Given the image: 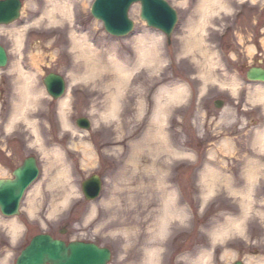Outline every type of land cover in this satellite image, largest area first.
I'll return each mask as SVG.
<instances>
[{
    "label": "rangeland",
    "instance_id": "rangeland-1",
    "mask_svg": "<svg viewBox=\"0 0 264 264\" xmlns=\"http://www.w3.org/2000/svg\"><path fill=\"white\" fill-rule=\"evenodd\" d=\"M21 1L23 14L17 22L12 24V27H23L24 30L19 50L15 49L13 37L8 36L6 30L0 31V44L8 51L9 59L6 66L0 69V179L10 177L9 173L19 167L29 156L36 159L39 175L26 191L20 203L19 215L14 217L15 221L21 225L15 238L9 235L6 226L0 224V261H4L3 264H15L17 255L31 238L38 234H49L54 239L64 242L97 243L111 251L109 264H139L144 254L142 247L138 246L146 245L148 242H152V245L155 243L160 248V258H165L164 264H188L193 256L204 249H209L210 246H212L211 264H235L236 262L247 264L248 258L252 261L264 258V221L262 222L263 218L258 216L264 208V181L261 185H256L252 192L254 201L243 233L249 238L242 240L236 233H231L228 240L225 238L221 242H214L210 235L212 231L228 217L240 215L238 205L240 200L229 195L223 184L218 185L213 194L204 198L201 194L205 189L203 185L205 183L200 175L204 167L208 166L220 174L234 175L239 178L245 159L254 156L252 146L248 147V144L245 146L243 143L245 141L238 142L242 135L240 138L236 135L237 131L247 129L252 120L241 124L240 112L236 109L234 111L236 115L232 116L230 111L224 120L215 121L219 108L209 102L214 101V98H220L234 110L238 105L235 104L236 99L246 94L244 86H241L238 97H230L227 90L220 86L225 83L223 79L225 71L222 70L224 68L227 72L233 71L236 78L244 80L240 72L242 66H249V63L256 61V57H260L261 54L264 57V44H262L264 42V0H257L255 3L249 0L244 2L227 0L229 10L220 11L219 14L208 19L209 24L201 37L205 45L204 50H208L209 53L204 61L198 52L193 53L194 55H185L182 53L184 49L181 48L183 47L181 39L187 36V21L198 17L193 12L196 10L195 4L198 0H165L176 10L178 21L169 39L164 36L160 38L158 46L163 63L157 74L159 80L145 95L147 96V112L152 110L155 92L160 87L170 89L183 85L186 95L181 101L166 104L168 113L162 129L166 140L164 146L162 145L163 149H159L157 159L166 163V172L161 176L164 187L172 186V188L169 190L167 188L163 193L156 187L157 179L147 173L137 178L139 173L134 172L127 177L129 181L121 182L118 165L123 163L125 157L130 156L131 152H126L122 143L115 146L113 139L121 137V134L117 135L115 133L117 131H113V120H105L100 116L106 105L103 97L106 95L108 97L109 92L106 90L104 92L102 89L101 92L98 91L99 86H103L98 78L75 83L66 93L70 95L69 108L65 111L66 120L76 130L75 133L62 126L59 100H50L43 90L42 83L43 78L48 74H58L65 81L70 82L73 72L69 68H72L75 63L72 55L74 53L69 50L71 31L86 34L89 42L96 48L116 45L119 55L124 52L132 53L131 40L139 34L145 31L159 32L147 28L141 21L138 4H134L128 14L134 23L132 32L125 37L116 38L108 36L101 24L90 17L92 0L85 1L86 5L89 4L86 8L81 7L82 2H80L77 7H74L72 19L70 21L65 19L57 25L44 22L38 24L32 20L38 18V15H33L32 10L27 8V3L33 1L39 4L41 0ZM182 25L184 28L181 29ZM211 52H215L216 55ZM16 62L20 63L24 71H32L33 64L40 67L41 72H37L32 81L35 88L45 94L39 97L40 104L37 103L31 111H26L27 117L35 122L41 144L46 152L57 148L63 150V160L70 169V179L64 185L47 187L49 175H52L60 165L49 168L48 158L34 142L32 128L23 125V122H17L13 129L5 130L13 110L10 101L17 97V93L14 92L16 91L14 81L18 77L16 71L11 70ZM202 72H209L213 82L203 84ZM148 74L151 79L152 73ZM226 76L232 79L230 76L234 75ZM133 99L135 102L136 98ZM239 105L242 107L240 101ZM132 108L134 109V106ZM149 117L146 115L144 121L151 137L150 133L156 126L149 124ZM77 118L89 120L90 131L78 130L75 126ZM207 119H211L210 124L206 121ZM121 121L130 122L129 128L126 127L123 130L126 135L138 124V120H134L132 116L121 117ZM247 131L249 132V129ZM231 134L237 136L232 137L234 138L233 146L236 149L225 153L220 142L225 136L231 137ZM134 140L137 141V139ZM129 142L131 143L130 140ZM80 143L90 145L93 151L91 159L85 160L80 150L74 153V147L80 148ZM151 143L149 145L154 149L155 146ZM115 149H117L116 152H114ZM145 151L147 152V154L144 152L145 157L148 158L146 160H150L148 150L145 149ZM176 151L185 154L181 155L183 157L173 156ZM190 156L194 157L190 158ZM94 175L101 178L102 189L100 197L89 202L82 196L81 183ZM238 181V184L234 182L235 186L242 184L241 178ZM126 184H131L136 198L128 204V207L124 206L123 202L120 204L115 202V199L124 201L125 193L121 188H124ZM35 185L40 186V192L34 200V215H29L26 212L27 204L25 203L30 190L34 189ZM170 192H175V205L179 215L169 220V231L166 235L157 236L151 241L150 229L156 223L159 209L162 207L161 196L163 194L167 196ZM66 196H68L66 202L60 204ZM51 204L57 206L54 214H50ZM90 210L94 211V214L87 219ZM118 210L126 214L130 211L132 213L130 220L124 221L126 217L122 213H116ZM0 219L9 220L1 214ZM118 219L125 224L119 225L113 222ZM132 245H137V249H134L136 251H132L129 256L125 251ZM224 251L231 255L222 257L221 254Z\"/></svg>",
    "mask_w": 264,
    "mask_h": 264
},
{
    "label": "bare ground",
    "instance_id": "bare-ground-1",
    "mask_svg": "<svg viewBox=\"0 0 264 264\" xmlns=\"http://www.w3.org/2000/svg\"><path fill=\"white\" fill-rule=\"evenodd\" d=\"M5 1V0H0ZM19 3V9L18 14L15 18L10 20L7 23H0V31L1 29L6 30L7 35L13 37V42L16 50H19L22 42V35L24 33L23 27L16 28L12 27V24L17 22L22 14H23V2L21 0H17ZM86 0H41L40 3H36L31 1L30 3H27V8L31 9L34 13L33 15H38V18L32 19L34 23L44 22L50 25H57L60 24L63 20L70 21L73 17V10L74 7L82 2L81 7L86 8L89 4L86 5ZM165 1V0H164ZM239 2H244L247 0H238ZM251 3H255L257 0H249ZM96 2V0H92V4L90 7V17H92L91 9L92 5ZM166 2V1H165ZM139 5V13H140V4L139 2L132 3L128 7L127 16L129 18V11L130 8L133 5ZM227 0H198L195 4V9L193 12L197 14L198 17H195V19L191 18L189 21H187V36L183 37L181 40H183V47L184 51L182 52L185 55H194L193 53L198 52L200 54L201 59L204 61L209 55L207 52L208 50L205 49V45L203 44V38L202 33L206 29L207 24H209L208 19L215 15L219 14L220 11L226 12L229 10ZM35 8V9H34ZM42 8V9H39ZM174 9V8H173ZM35 11V12H34ZM192 12V13H193ZM138 13V14H139ZM176 22L178 21V14L176 10L174 9ZM140 17V14H139ZM94 18V17H93ZM94 20H96L94 18ZM98 23L101 24L103 31L105 32L104 25L101 21L96 20ZM142 21V20H141ZM144 22V21H143ZM172 26L170 30V36L172 32L174 31L177 23ZM145 23V22H144ZM146 25V23H145ZM147 26V25H146ZM12 27V28H11ZM10 28V29H9ZM147 28H151L148 27ZM184 28V26H181V29ZM154 29V28H151ZM157 30V29H154ZM159 33H152L151 31H145L143 34H139L136 36L133 40H131L132 44V53L126 54V52L119 55L116 49V45H113L111 47H105V48H96V46H93L89 41V37H87L86 34L80 33L77 34L74 31H71L69 33L70 35V51L74 54V65L72 68H69L70 71L73 72L72 78H70V82L65 81L63 77H61L58 74H48L43 78V90H45L46 95L50 98V100L58 101V107L59 112L61 114V120H62V126L64 128H68L69 130L73 131V133L76 132L68 123V120H66V109L69 108L70 104V95L66 94L69 90V87L75 83L78 82H88L92 79L98 78L99 82L103 84V86H99L98 91L101 89L105 92H109V95H107L104 98V102L106 105H104V110L101 111L100 116L101 118L108 120H113L112 128L113 131L117 135L121 134V137H116L113 139L115 146H119L120 143L124 145V149L126 152H131L130 156L125 157L123 163L118 165L120 179L121 182H127L130 179L127 178L129 175H133L134 172H138L139 175L137 178L141 177L143 174L147 173L149 175H152L155 177L158 181L156 182V187L161 189V193L172 188V186L164 187L165 184L163 182V179L161 176L165 174L166 169V163L161 161V159H157V156H159V149H163L164 142H165V134L163 133V125L166 121V114L168 113L166 109V104L176 101H181L185 98L186 89L184 86H175L173 88L167 89L165 87H160L155 92L154 101H153V108L151 111L147 112V96L146 93L152 88V85L154 83H157L159 80V76L157 75L160 72L163 58H161V54L159 51V42L160 38L164 36L167 38L166 34L163 33L161 30H157ZM106 33V32H105ZM107 34V33H106ZM108 35V34H107ZM110 36V35H108ZM169 39V38H167ZM264 44V42L262 43ZM0 52H4V55L6 57V64L8 63V51L6 48L0 44ZM76 54V55H75ZM211 54L216 55L215 52H211ZM194 57V56H193ZM217 57V56H216ZM236 58V56L234 55ZM193 59V58H192ZM39 61V60H38ZM200 61V60H199ZM37 62V61H36ZM201 62V61H200ZM249 66H242V69L240 70L241 75L244 77V80H239L235 77V73L227 72L226 69L223 68V79L225 83H222L220 86L223 87L225 90H227V93L230 95V97H238V90L241 86H244V91H246V94L243 95L239 99L240 103L242 104V107L240 105H237L236 108L233 109V107L229 108V104L224 101H211V105L215 106L216 108H219V112H217L218 117H216L215 121L224 120V118L227 117V113L229 114L231 111V115H236V109H238L237 112H240V119L241 124L246 123L247 121H251V123L248 124L249 132L247 129H242L241 131H237L236 135L240 138V141L243 142L246 146L248 144V147L252 146V152L254 153V156L247 157L248 159H245L246 161L243 163L240 177L242 180V184L239 186H235L234 182L237 184L239 183L238 177L234 175H223L220 174L217 170L213 168H209L208 166H205L202 173L200 174L203 178V182L205 184L204 191L201 195H203L204 198H207L211 194L215 192V188L223 184L226 187V190L228 191L229 195H232L234 197H237L239 201V210L240 215L239 216H230L223 223L220 224L219 227L215 228L212 233L210 234L213 238V241L221 242L225 238L230 237L231 233H236L242 240H246L248 236L243 234L245 232V229L247 227L246 220L249 214V210H251L252 204H253V189L256 185H261L264 181V119L262 120V123H259L258 125L254 123L257 119L255 118V115L257 112H262L264 114V57L263 54L260 55V57H256V61H252L249 63ZM6 66V65H5ZM4 66V67H5ZM33 70L32 71H24V69L21 67L19 62H16L14 65H12L11 70L16 71L17 80L15 82L17 97L12 98L10 102H12L13 110L10 115L9 122L7 123L5 130L9 131L13 129V126L15 123H24L23 125H26L30 128H32V132L34 134L35 143L36 145L42 150L43 154L46 155V158H48V164L49 168H54L60 165L54 171L52 175H49L48 184L47 187H58L61 185H64L67 183L70 179V169L65 161L63 160V150L61 151L59 148L54 149L53 151L46 152V150L43 148L41 144L40 136L37 132L36 124L33 120H30L27 117L28 110L31 111L37 103L40 104V100L38 101L39 97L43 96V93L41 90H37L34 85V76L37 74V72H41L40 67L36 64L32 65ZM208 67L210 65L208 64ZM220 67V66H219ZM222 68V67H220ZM208 70V69H207ZM152 73L151 79L149 78V74ZM227 73V74H226ZM234 75L230 76L232 79H229L226 75ZM251 74V75H250ZM51 75H56L61 78L63 84H64V91L60 96L57 98L52 97L51 94H49L46 90L44 81L48 78H50ZM202 83L207 84L209 81L212 83L211 76L209 72H202L201 74ZM205 82V83H204ZM54 82L52 81L51 84ZM152 83V84H151ZM13 91V89H12ZM9 91V92H12ZM101 92V91H100ZM225 92V91H224ZM11 94V93H10ZM136 98V101L134 102L133 98ZM134 103V104H133ZM236 104V103H235ZM134 106V109L132 108ZM146 115H149V124L152 126H156L155 130L152 131L151 137L149 136L147 129L146 122L144 121V118ZM126 116H132L134 120H138L137 126H135L134 131H130L126 135L123 133V130H125L126 127L129 128L130 122L121 121V117ZM128 118V117H127ZM204 119H206L204 115ZM80 121H83L84 124H80ZM209 124L211 122V119L206 120ZM148 124V125H149ZM213 124L214 121H213ZM244 126L246 124H243ZM261 125V126H259ZM75 126L78 130L82 132H88L91 129V123L89 120L85 118H77L75 119ZM211 126L212 123H211ZM250 126V127H249ZM223 131V130H222ZM224 132V131H223ZM235 134H231V137L225 136L220 142L221 147L223 148V152L229 153L233 152L236 148L233 146L232 137L236 136ZM236 136V137H237ZM134 139H137L135 141ZM120 140V141H119ZM131 141V143L129 142ZM152 142V143H151ZM155 146L153 149L151 147ZM163 145V146H162ZM169 148V147H168ZM167 148V149H168ZM235 148V149H234ZM148 150V155L150 157V160H146L145 151ZM77 150H80L82 153L83 158L85 160H89L93 157V151L90 145L80 143V148L74 147L73 151L74 153L77 152ZM117 149H115L114 152H116ZM215 153V151L213 152ZM212 153V154H213ZM147 154V152H146ZM182 154H185L181 151H176L175 155L173 156H181ZM183 157V156H181ZM194 157V156H193ZM190 156V158H193ZM210 157L213 158L212 155ZM56 158V159H54ZM26 159H33L32 156L27 157ZM58 159V161H57ZM34 160V159H33ZM147 162H142V161ZM25 161V160H24ZM23 161V162H24ZM163 162V163H162ZM59 163V164H57ZM144 172V173H143ZM10 177L5 179H12V172L9 173ZM96 178L100 181L99 189H102V181L101 178L97 175H95ZM154 178V179H155ZM90 179V178H89ZM161 179V181H160ZM1 180V179H0ZM86 180V179H85ZM140 188V187H139ZM29 189V188H28ZM27 189V190H28ZM124 190V201L123 200H117L115 199V202L117 204H122L126 207H128V204H131L132 201H134L135 194L134 189H132L131 184H126L124 188H121ZM141 189V188H140ZM144 189V188H143ZM40 192V186L35 185L34 189H31L29 192V196L26 198V212L29 215H34L35 212V204L34 200L36 195H39ZM83 193V192H82ZM84 197V195H82ZM67 197H64V200L60 204H64L67 200ZM98 198L100 196H97ZM162 201H161V208L159 209V215L157 217L156 223L153 227H151V241L155 237H163L166 235V233L169 231L168 228V222L170 219H174L178 217V211L177 207L175 205V192H170L165 196L163 194ZM96 199L88 200L89 202L95 201ZM21 200L19 203H21ZM264 202V201H263ZM18 203V204H19ZM20 205V204H19ZM122 206V205H120ZM49 208L51 210L50 214H54L57 210V206L51 204ZM263 208V207H262ZM94 210V208H92ZM90 210V215L87 219L93 216L94 211ZM116 213H122L123 216L126 217L124 221L130 220L131 212L128 211L127 214L122 212L121 210H118ZM17 217L18 215L10 216L8 217L9 220H2L0 219V224L7 227L8 232L10 233L11 237L15 238L16 234L19 233L21 229V225L18 223V221H15L14 217ZM258 216L263 218L262 222L264 221V208L258 213ZM121 217V216H120ZM119 217V218H120ZM120 220L113 221L115 223H118L119 225L125 224V222H119ZM251 222V221H249ZM261 222V223H262ZM264 223V222H263ZM246 226V227H245ZM249 238V237H248ZM64 241H62L63 243ZM85 242V243H84ZM80 242L82 244H91L95 246L94 242ZM70 243H76V242H70ZM69 243V244H70ZM66 245V244H65ZM155 245V243H154ZM152 245V242L146 243V245H139L138 247H142L143 250V258L140 259L139 264H164L163 260L165 261V258H160V248L156 245ZM99 248H102V246H99ZM134 249H137V245L128 246L127 255H131L130 253L132 251H136ZM211 249L212 246H210L209 249H204L200 253H198L196 256H193L191 261L188 262V264H211ZM255 251V250H254ZM256 252V251H255ZM222 257L230 256L229 252L224 251L222 254ZM111 258V254H110ZM109 258V260H110ZM190 258V257H189ZM162 260V262H161ZM247 262L249 264H264V258H259L256 261H252L248 258ZM246 262V263H247ZM4 261H0V264H3ZM247 263V264H248ZM109 264V261L107 262Z\"/></svg>",
    "mask_w": 264,
    "mask_h": 264
},
{
    "label": "water",
    "instance_id": "water-1",
    "mask_svg": "<svg viewBox=\"0 0 264 264\" xmlns=\"http://www.w3.org/2000/svg\"><path fill=\"white\" fill-rule=\"evenodd\" d=\"M140 4V19L148 27L161 30L170 37V30L176 22L174 10L164 0H96L91 14L103 23L105 32L113 37H124L133 29L127 16L132 3ZM17 0L0 1V23H7L18 14ZM6 65L4 52H0V68ZM251 75V74H250ZM54 82L51 84V82ZM46 90L52 97H61L64 84L59 76L51 75L44 81ZM80 124H84L80 121ZM38 170L33 159H26L12 172V179L0 180V213L5 217L18 215L19 201L24 191L37 177ZM100 181L95 176L81 184L85 199L99 195ZM110 254L107 249L91 244L70 243L54 240L48 235H37L19 254L16 264H107ZM235 264H241L236 262Z\"/></svg>",
    "mask_w": 264,
    "mask_h": 264
},
{
    "label": "flooded vegetation",
    "instance_id": "flooded-vegetation-1",
    "mask_svg": "<svg viewBox=\"0 0 264 264\" xmlns=\"http://www.w3.org/2000/svg\"><path fill=\"white\" fill-rule=\"evenodd\" d=\"M214 99L217 100V101H223L220 98H214ZM239 99H237V100H239ZM235 103L239 105V101L238 102H235ZM255 118L257 120L254 121V123H256L258 125L259 123H262V120L264 119V114L262 112L261 113L260 112H257L256 115H255ZM259 126H261V125H259Z\"/></svg>",
    "mask_w": 264,
    "mask_h": 264
}]
</instances>
